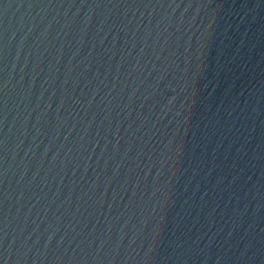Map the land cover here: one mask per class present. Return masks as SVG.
<instances>
[{"label": "water", "instance_id": "95a60500", "mask_svg": "<svg viewBox=\"0 0 264 264\" xmlns=\"http://www.w3.org/2000/svg\"><path fill=\"white\" fill-rule=\"evenodd\" d=\"M0 264H264V0H0Z\"/></svg>", "mask_w": 264, "mask_h": 264}]
</instances>
